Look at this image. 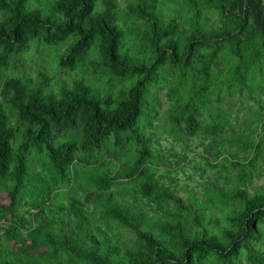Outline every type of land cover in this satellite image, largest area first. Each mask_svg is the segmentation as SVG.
Here are the masks:
<instances>
[{"label": "trees", "instance_id": "trees-1", "mask_svg": "<svg viewBox=\"0 0 264 264\" xmlns=\"http://www.w3.org/2000/svg\"><path fill=\"white\" fill-rule=\"evenodd\" d=\"M262 1L0 0V264H264Z\"/></svg>", "mask_w": 264, "mask_h": 264}, {"label": "rangeland", "instance_id": "rangeland-1", "mask_svg": "<svg viewBox=\"0 0 264 264\" xmlns=\"http://www.w3.org/2000/svg\"><path fill=\"white\" fill-rule=\"evenodd\" d=\"M241 1H243V0H241ZM245 6V5H244ZM216 16L218 15L217 13L215 14ZM140 48H141V51H138L136 54H137V58L140 60V61H144V62H140V63H144V64H146V65H150L151 64V61H152V53L148 50V49H146V48H144V46L143 45H141L140 46ZM93 53H91L90 54V56L92 55ZM136 54H134L135 56H136ZM43 58H44V60L46 61V62H52V59L49 57V56H47L46 54L43 56ZM49 64V63H48ZM47 64V65H48ZM51 67H52V64H50L49 65V68L51 69ZM170 68H171V66L170 65H167V77L171 80L172 78H176V76H179L180 75V70H181V66H178V68H176L174 71L175 72H177V70H178V74L177 75H175V76H172L171 75V70H170ZM60 77H65V78H69L68 76H66L65 74H63V73H60V72H57L56 73V78L57 79H59ZM55 77H54V79H53V82L54 81H56L55 79H56ZM52 82V83H53ZM105 82L104 83H102V85L103 86H105ZM165 92H166V90H163L162 91V93L160 94V98H161V105H160V110H161V114H159L157 117H158V119H162V115L164 114V112L166 111V110H168V109H170V107H171V101H170V99L168 98V96H165ZM251 102V104H253V102L254 101H250ZM245 107H243L242 109H240L239 111H238V114L240 115V116H244L245 115V113H246V109H244ZM249 114L251 115V118H252V120H253V122L254 123H256L257 122V120L259 119V117H257V116H259V114H257V116H256V112H253V111H250L249 110ZM235 115H236V113H235ZM246 122H249L248 124H250V120L248 119V118H245L244 119ZM237 123H239V122H237ZM169 125V124H168ZM253 128H255V126H253ZM158 137H159V139H160V144H161V147L162 148H166L167 149V147H171L172 145H174L175 143L172 141V139H170V138H167V135H165L164 133H162V132H159L158 133ZM199 142H197V141H195L194 140V142H192V148H197L198 150H201L202 151V149H203V147H197V144H198ZM177 147H178V149H179V146L177 145ZM191 155H192V153H190ZM242 156H246L244 153H242L241 154ZM249 158H251V156H249ZM116 161H118V160H116ZM244 161H247V160H244ZM204 162V161H203ZM202 162V163H203ZM244 168H245V171L246 172H249L248 170H247V168L244 166ZM261 169H264V165L263 166H261ZM233 172V174L234 175H236V174H238V171L237 170H234V171H232ZM209 173H211V168H209L207 171H206V174L207 175H209ZM167 181H168V179H167ZM179 182H180V184L177 186V188H181V186H183V185H188L189 187H191V186H194L195 185V181L194 182H188V181H186L185 179H184V177H183V174L182 173H180L179 174V180H178ZM232 184H233V182H226V181H223V183H221L220 184V187H222V188H229L230 186H232ZM172 185V187L174 188V187H176V185L174 184V183H172L171 184ZM261 187H264V173H262L261 174V176H258V177H255L254 178V180H253V182H252V184L250 185V192H254L255 191V189L256 188H261ZM182 192V194H183V197H187V193L188 192H186L184 189H182L181 190ZM199 198H204V195L201 193V194H199ZM10 203V198H9V196H8V194L7 193H5V192H1L0 193V206L1 207H3V206H6V205H8ZM7 217H8V219L10 218V216L9 215H7ZM127 234V232H125V235ZM44 248L42 247L41 248V250H43Z\"/></svg>", "mask_w": 264, "mask_h": 264}, {"label": "crops", "instance_id": "crops-1", "mask_svg": "<svg viewBox=\"0 0 264 264\" xmlns=\"http://www.w3.org/2000/svg\"><path fill=\"white\" fill-rule=\"evenodd\" d=\"M253 3L257 6L262 8L263 7V1L262 0H253Z\"/></svg>", "mask_w": 264, "mask_h": 264}, {"label": "water", "instance_id": "water-1", "mask_svg": "<svg viewBox=\"0 0 264 264\" xmlns=\"http://www.w3.org/2000/svg\"><path fill=\"white\" fill-rule=\"evenodd\" d=\"M245 8H246V5H245Z\"/></svg>", "mask_w": 264, "mask_h": 264}]
</instances>
